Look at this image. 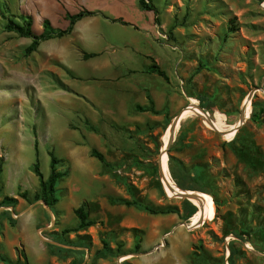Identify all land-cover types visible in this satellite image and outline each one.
I'll return each instance as SVG.
<instances>
[{"label": "rangeland", "instance_id": "374dc122", "mask_svg": "<svg viewBox=\"0 0 264 264\" xmlns=\"http://www.w3.org/2000/svg\"><path fill=\"white\" fill-rule=\"evenodd\" d=\"M110 1L0 0V264H232L231 244L238 249L234 264H264V0H151L158 11L152 12L156 29L146 22L144 28L142 13L137 14V24L122 29V39L107 50L97 24L82 21L73 35L43 41L31 54L26 50L32 38L5 30L10 19L23 24L21 16L33 19L35 35L46 19L63 30L68 13L96 11ZM134 37L139 51H156L169 76L159 101L165 111L156 117L136 114V129L126 126L134 118L127 112L118 114L119 121L116 113L104 115L114 109L116 74L100 70L114 50L116 58L134 53L125 46ZM82 39L93 47L82 42V49ZM84 50L105 54L89 59ZM122 62L123 69L134 67ZM145 82L147 94L150 80ZM255 89L245 123L230 132L237 130L243 104ZM190 106L171 145L168 132L167 161L162 138ZM36 141L44 178L51 172L50 151L68 173L58 183L54 209L37 199ZM241 148L259 154L262 162L242 160L236 153ZM94 149L106 164L91 155ZM169 173L183 191L207 188L213 208L177 197ZM6 197L17 199L16 207L5 205ZM83 203L94 225L68 233L78 226L74 211ZM135 203L173 213L151 214ZM196 207L204 216H190ZM230 226L252 233L238 239L226 235ZM105 244L113 254L101 258Z\"/></svg>", "mask_w": 264, "mask_h": 264}, {"label": "crops", "instance_id": "0c3cea01", "mask_svg": "<svg viewBox=\"0 0 264 264\" xmlns=\"http://www.w3.org/2000/svg\"><path fill=\"white\" fill-rule=\"evenodd\" d=\"M93 12H96L97 14L94 16L85 17L81 21L82 24H86L87 26L97 24L98 36L104 41V43H106L105 50H107L111 44L115 45L116 38L118 41L122 39L121 36L122 29L127 30L128 29L127 27H133V23L137 24L138 22L137 14L142 13L140 14L142 18L141 19L142 23L146 22L153 28V30L156 29L153 22L154 14L152 13V11L143 10L140 6L139 0H112L109 3H104L103 5H101V9H97L96 11ZM147 16L149 17L147 18ZM120 18L121 19L123 18L122 20L124 24L122 22L115 21V20H120ZM127 20H130V22L132 23H129ZM78 23L74 26L72 33H74V31L78 27ZM146 23H144L143 25L144 28H147ZM82 42L84 44L85 40L83 39L81 40V46H80L81 48L83 47ZM136 43L137 40L135 37L133 38L132 41L125 42V46L132 47L134 53L120 54L116 58V53L114 50L112 54H109V56L111 57L107 56L106 58H104L103 63L100 66L101 71H108L116 74V102L114 105V109L113 112H111L110 114H104V115L113 116V114L116 113V119L119 121V119L121 120V118L120 116H118V114L119 113L125 114L127 112L129 116L131 115L134 118L133 120H131L132 122L128 120L127 122L128 125L126 126H128V128H131L132 126L133 129H136L138 125V122L135 118L137 117L136 114L144 113V114H149L152 117H156L165 111L164 108L161 109V107L159 106V101H160V97L162 96L161 91L163 87L164 89H166L167 86L166 85L167 81H165L163 78L158 76L156 73L148 72L149 68L153 64L152 60H154L165 71V68L163 67L162 62L160 61L156 51L152 50V51L141 52L139 51V49L135 47ZM146 43L148 45V48L152 47V41L150 39H147ZM84 46L86 48H91L93 47V44H84ZM86 53L96 54L95 57H100L105 54V51H100L98 53H92V52H86ZM137 53L146 54V56H148V59L146 60L139 59L137 57ZM95 57H91L89 59ZM122 60L129 63L132 62L134 67L123 69L121 67V65L123 64ZM60 63L65 66L66 68L65 70L74 72L66 65L64 61L60 60ZM145 79L150 80V82L147 83L148 87L150 88V93L147 94L145 90V83H146ZM80 95L82 96L83 100L84 99L88 100L87 101L88 104L90 105L92 104V101L89 97L84 96L82 94ZM149 97L153 102V108L157 112L156 114L150 110L147 111L139 110L140 106L144 108H150L152 106L148 99ZM87 116L92 118L94 117V115L92 116L90 114H88ZM3 175H4V171H3ZM3 175H2V180H3Z\"/></svg>", "mask_w": 264, "mask_h": 264}, {"label": "trees", "instance_id": "16d2710c", "mask_svg": "<svg viewBox=\"0 0 264 264\" xmlns=\"http://www.w3.org/2000/svg\"><path fill=\"white\" fill-rule=\"evenodd\" d=\"M139 3H140V6L143 10L152 11L155 14H157V12H158L157 8L152 3L151 0H139ZM96 14H97L96 12H93V11H90L87 9H82L80 12H78L77 14H73V15L68 13L66 18L69 20V26L63 30H56L53 27L50 20L46 19L43 22V32L40 35H35L33 30H32L33 19L31 17L21 16L20 18L23 20V22H24L23 24H19V23L15 22V20L10 19V20H8V23L5 27V30L7 32H15L18 35H20L21 37L32 38L33 42L31 43V45L26 50L27 54H31L38 49L41 42L51 40V39H55V38H62L64 36L70 35L74 29V26L79 21H81L85 17L94 16ZM115 21L116 22L119 21V22H122L124 24V22L122 20H115ZM233 22H234V20H233ZM89 56L94 57V56H96V54H90ZM152 62H153V64L149 68L148 72L149 73H156L158 76H160L161 78H163L165 81L168 82L169 76L167 75L166 71H164L154 60H152ZM148 99H149L152 106L150 108L139 107V110L140 111L150 110L156 114L157 112L153 108V102H152L151 98L149 97ZM255 118H257V115L254 114L252 116V119L255 120ZM231 145L233 146V144H231ZM35 148L37 151V160H36V163L32 167V171L36 174V176L39 178V181H40V192H39V194H37V199L44 201L47 206H49L51 209H54L56 207V205L59 203V198L57 196L58 183L60 182L61 179L67 177L68 173L63 172L59 169V164L61 163V160L54 154V152L50 151L49 154L51 156V172H50L49 177L47 179H44V176H43L41 169H40V163H39V158H38V141L35 142ZM236 153L241 157L242 160H245L246 162L251 161V159L254 160L255 162H258V163L262 162L259 154H258V156L256 155V153H254V155L253 154L250 155L248 153V150H246V149H243V148H241L239 150L236 149ZM91 155L94 158L98 159L100 162L106 164V159L102 153H100L94 149V150H92ZM3 171H4V164L0 160V182L2 181ZM191 177L195 178V175L193 174V175H191ZM179 186L181 188H183V186H181V185H179ZM196 190L201 191V192L206 193V194H211V192L203 186H198L196 188ZM26 197H27V194L22 195V198L26 199ZM3 203L5 205H7L8 207H16L17 199L6 197L3 199ZM124 203L126 205H128V204L132 205L129 202H124ZM216 203L217 202L215 201V204ZM135 204H137L140 208L149 211L151 214L173 213L171 211H165L163 208H158L157 210H154V208L147 206V205H143V204H139V203H135ZM197 211H198V208H197ZM74 214L77 217L79 224L75 229L68 230L67 231L68 233L85 230V229L94 225V222L90 219L89 212L87 210V203H83L82 205H80L74 211ZM194 214H195V212H191L190 216H192ZM11 220H13V218H11ZM134 232H139V230L134 229ZM245 232L249 233V234L252 233L249 228H244L243 230L242 229L239 230V229L231 227V228H228V230L226 231V235L233 234L238 239H244L243 235L245 234ZM135 247L137 250H140L141 242H137ZM231 247H232V253L231 254H232V259H233V256L237 255L238 249L235 247V244H231ZM112 254H113V250L108 246V244H105V248L100 253V257L106 258L108 256H111ZM232 259H231V263L234 264Z\"/></svg>", "mask_w": 264, "mask_h": 264}, {"label": "water", "instance_id": "95a60500", "mask_svg": "<svg viewBox=\"0 0 264 264\" xmlns=\"http://www.w3.org/2000/svg\"><path fill=\"white\" fill-rule=\"evenodd\" d=\"M257 89L253 90L252 92H250V94L248 95V98H247V101L251 102L252 98L254 97L255 93H256ZM191 107V106H190ZM202 114H199L201 115L202 118L206 119L207 123L217 132H220L216 129L215 125H214V122L212 119H210L208 117V113L204 112V110L200 107H198ZM190 110L189 107L183 109L177 116L176 118L174 119L172 125H171V135H170V145L171 143L174 141V136H175V131H176V128L178 127V124L181 122V120L183 119L184 117V113L186 111ZM246 111H247V104L244 103L243 104V107H242V110L240 112V118H239V126L237 128V132L239 131V128L245 123L246 121ZM224 135H226L225 133H223ZM169 145V147H170ZM159 167H160V176H161V179L163 181V178H164V172H163V168H162V158L160 159V164H159ZM179 189V188H178ZM181 190V189H180ZM182 192H180V194H176L177 197L179 198H187V199H195L197 198L198 196H196L195 194H190V192H187V191H183L181 190ZM193 193H196V192H193ZM198 193V192H197ZM43 204H45V202H43ZM46 205V204H45ZM47 206V205H46ZM188 228H192L190 227L189 225H187ZM144 254H137V256H142ZM118 264H121L120 260H118Z\"/></svg>", "mask_w": 264, "mask_h": 264}, {"label": "bare ground", "instance_id": "6f19581e", "mask_svg": "<svg viewBox=\"0 0 264 264\" xmlns=\"http://www.w3.org/2000/svg\"><path fill=\"white\" fill-rule=\"evenodd\" d=\"M244 103H246L247 106H248V101H247V100H245ZM191 108H192V107H189V109H191ZM188 111H190V110H188ZM186 112H187V111H186ZM199 114H202V112H201V113L199 112ZM213 122H214V125H215L216 129L220 130L221 128H220L219 126H216L215 121H213ZM170 129H171V128H168V129H167V131L165 132V134H164V136H163V138H162L163 146H162V154H161V156H162V155H165L166 158H167V161H168L167 150H165V149H166V144H167L166 137H167L168 132H169ZM230 132H235V133H237V130H230ZM168 149H169V148H168ZM164 151H165V152H164ZM168 172H170V171H168ZM169 179H170V185L172 186V188L175 187L176 191H178V192L180 193L181 190L178 189V187L175 186V184H173V182H172V177H171L170 173H169ZM163 184H164V186L166 185L165 177L163 178ZM182 193H183V192H182ZM190 194H195L196 196H198V197L195 198L194 200H203V201H205L206 203H208V204L210 205L211 209L213 208L214 205H213V202H212V196H211V195L206 194V193H199V192H198V193H197V192H196V193L190 192ZM194 200H193V203H194ZM211 209H210V212L212 211ZM195 214H198L199 216H200V215H203V216H204V212L202 213V210H201L200 208H198V211H197ZM198 220H199V219H191L190 223H192V224H196V222H197Z\"/></svg>", "mask_w": 264, "mask_h": 264}]
</instances>
